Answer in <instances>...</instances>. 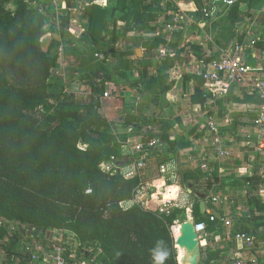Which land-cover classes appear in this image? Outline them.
Returning <instances> with one entry per match:
<instances>
[{
  "label": "trees",
  "instance_id": "1",
  "mask_svg": "<svg viewBox=\"0 0 264 264\" xmlns=\"http://www.w3.org/2000/svg\"><path fill=\"white\" fill-rule=\"evenodd\" d=\"M37 1L0 0V247L7 242L10 245L21 242L17 233L11 236L9 228L25 225L30 231L37 228L73 232L81 251L92 264H154L152 250L159 240L164 241L169 252L165 264H178L181 254L175 246L173 228L185 210L173 208L159 213L141 204L124 209L122 204L135 199L143 179L140 176L126 178L120 171L102 169V164L121 154L120 142L125 137L116 134L118 127H132L137 136L160 137L164 145H171L168 141L170 125L151 117H138L136 105L117 89L110 67L89 71L91 63L82 72L75 68L71 73L81 72L79 82L85 83L92 94L84 100L74 93L64 94L66 87L61 88L56 96L55 114L47 117L46 122H40L38 111L46 102L45 93L57 66L58 52L74 40L68 37L71 13L64 12L58 29L55 17L51 18L54 13L51 14L50 6L34 5ZM96 1L82 0L84 10L80 20L86 21L87 26L75 41L82 49L77 61L88 60L95 50L102 51L107 59L114 49L109 48V44L125 39L127 47L134 49L133 55L136 49H143L140 63L148 66L157 48L167 43L160 20L170 5L165 9L162 0H111L114 13L120 15L118 21L125 24L119 27L108 18L107 7ZM190 1L195 4L196 12L192 14L197 26L204 20L207 27L213 28L215 21L205 19L201 11L202 1ZM260 1L263 0H239L230 7L226 31L219 37L225 42L224 47L234 41V29L242 21L240 17L253 16L252 10ZM9 4L14 7L8 8ZM67 6L76 8L78 4L67 0ZM257 22L264 26V14ZM155 31L161 35H146ZM129 32L134 33V37H129ZM47 36L57 43V48L50 52L43 49ZM175 36H182V32ZM237 41L241 43L243 36H238ZM172 47L175 54L159 65L155 75L130 82V87L146 92H167L174 83L167 71L178 64L176 56L185 48L178 40ZM252 47L264 52V39L260 38ZM194 54L200 61H209L199 50ZM123 61L120 62L125 63ZM6 74L32 84L25 86L22 81L24 86L11 84ZM190 78L197 86L204 85L202 78L193 75ZM107 89H110V98L104 97ZM148 126H154L155 131L149 132ZM152 152L154 155L172 152L174 158L179 159L177 149L157 148ZM168 160L163 158L159 165ZM180 175L184 187L191 186L206 195L218 190L222 182L217 172L207 178L200 169L181 168ZM260 183L262 179L254 174L229 184L247 187L250 210L257 214L264 212V203L257 196ZM200 205L199 200L194 205L195 220L205 223L207 231H212L216 222H212L206 212L202 213ZM249 230L237 227L233 235L247 234ZM257 230L255 226L256 234ZM257 241L259 239L255 240L256 246ZM208 243V239L201 241L203 255L207 256L201 264H213L217 260ZM87 247L92 250L87 251Z\"/></svg>",
  "mask_w": 264,
  "mask_h": 264
},
{
  "label": "crops",
  "instance_id": "2",
  "mask_svg": "<svg viewBox=\"0 0 264 264\" xmlns=\"http://www.w3.org/2000/svg\"><path fill=\"white\" fill-rule=\"evenodd\" d=\"M41 1L44 5V1ZM201 1L203 8L210 6L214 2V0ZM217 1L219 2L220 0ZM177 2L186 11H191L195 8V4L190 0H177ZM262 3H264V0ZM261 5V2H258L254 6L252 10L253 16L251 17L253 20L252 26L256 24L259 29L258 35H254L250 30L251 28L244 30L237 25L234 29V41H230L229 45L225 47V42L219 37L226 31V27L224 26L221 29L218 26V22L223 16L224 9L229 10L230 8H225L222 5L219 6V12L213 18V21L216 23L213 28L207 27L204 20V24L200 23L198 26L197 24L185 26L183 31H179L182 32L183 38L180 41V45L185 48L179 56H176L178 64L170 71H167L173 79L178 81L176 83L174 81L175 84L173 83L170 90H167L170 93L154 92L152 106H149V109L137 106L136 114L138 117H151L162 120L170 125L171 130L169 131L168 141L171 145H164L160 149L162 151H166L167 148L171 150L177 149L178 154L176 156H179V159L177 157V159L174 158L172 152H162V154L158 155H154L152 152L148 156L146 168L138 172L136 170V158L132 156L131 149L140 141L141 137L136 135V130L132 127H118L116 131L118 136L122 135L125 138L120 142L121 154L116 158L114 163L115 170L120 171L124 175L134 173L133 177L137 176L138 173L143 179V186L139 192L144 197L140 199L139 196H136L133 201L124 202L122 204L124 209H129L136 204H141L145 209L152 211H159L164 207L168 210L180 208L184 209L185 212L179 216L177 224L185 222L187 212L193 211L194 205L199 198L195 194L188 193L183 188L184 186L180 182L181 168L190 170L200 169L207 178H209L208 172L202 169L204 164L209 166L211 175L217 172L222 182L218 190L212 191L213 193L207 195V197L211 195L219 197L221 202L209 206L206 204V209L202 213L213 214L217 219L224 216L231 222V226H226L224 223L217 221L213 230L207 231L206 239L209 240L208 245L213 250L214 257L217 259L213 264H235L233 260L235 254H239L243 259V263L245 260V264H264V220L257 218L258 215L264 218V212L257 214L250 210L247 187H232L229 185L232 180H240L241 178L252 177L254 174H257L263 181V183H260L257 196L264 203V153H260L257 150L259 134L256 119L259 111V100L257 96L251 93L249 88L240 84L232 85L227 94H223L218 88H208L206 84L202 87L197 86L194 79L188 76L191 75L189 65L192 61H200L194 54L195 50H199L206 59L213 60L219 59L223 50L238 43V36H243V41L249 35L264 39V26H261L257 22L258 18L262 15L259 12ZM70 24V32L73 29L75 30L76 27L74 25H78L79 28L87 26V22L81 21L78 14L72 17V23ZM214 28H217L218 31L214 35L215 38L214 36L212 38L211 35ZM73 35L75 34L73 33ZM162 35H164L169 44L171 41L175 43L178 40L173 35L171 37L165 36V33H162ZM76 39L79 38L77 37ZM71 40L73 39L71 38ZM75 45L78 46L75 42L74 44H68V47L74 49L76 48ZM63 50L64 45L61 47L60 52H58V59L60 58L58 63L61 61V66L60 68L57 66L55 70H60L58 72L60 74L57 73L56 75L62 78L66 84L68 80L67 73L72 58L71 56H65ZM141 51L143 54L142 58L134 59L132 55L127 56L123 61L125 63L118 62V68H114L115 71H118L121 75L125 72V69L129 70L132 66L135 67L133 62L136 61L138 67L133 77H130L129 80H145L146 77H150V74H146L150 68H146L144 64L140 63V60L144 56L143 49ZM244 59L253 68L262 69L259 75H262L264 78V52L257 51L251 47L245 54ZM85 67L84 69H87L88 66ZM77 68H79V65ZM176 75L177 77H174ZM253 76L255 77L256 75ZM121 79V76L114 75L118 90L125 88L119 85ZM77 90L86 92L89 89L84 90L81 85H78ZM64 92L65 94L73 93V91H69L68 89H65ZM179 96H183L186 102H181L182 100H180ZM129 97L127 99L131 103L136 102L137 104V101H141L140 97L134 98L132 95ZM210 120L215 121L218 126L223 146L232 153L231 158L216 159L212 135L206 126ZM165 157L169 159L163 163L167 166L169 172V175L166 177L162 176L159 171L162 165H159V162ZM146 189L150 190L151 193L142 192ZM198 192L204 194L201 191ZM254 225L258 227V234L255 233L256 230L253 231ZM237 227L249 228L248 233L254 236L251 237L255 240L259 239L257 246L249 249L241 243L234 241L233 234L237 230Z\"/></svg>",
  "mask_w": 264,
  "mask_h": 264
},
{
  "label": "built area",
  "instance_id": "3",
  "mask_svg": "<svg viewBox=\"0 0 264 264\" xmlns=\"http://www.w3.org/2000/svg\"><path fill=\"white\" fill-rule=\"evenodd\" d=\"M44 1V0H43ZM46 1V0H45ZM55 1V11L58 12L56 16V24L59 29L60 27V17L61 14L58 9L59 0ZM64 2L65 0H61ZM163 8H167V5H170V8L166 14L162 17L161 23L164 25V33L175 34L176 32L183 31L184 27L189 24H197V20L192 13L196 12V9L193 8L191 11L184 10L177 2V0H162ZM239 0H214L210 6L203 8L201 11L204 14L205 18H211L213 20L214 15L219 11L220 4L225 8L232 7ZM60 3V2H59ZM97 4H102L108 6V0H97ZM219 5H218V4ZM78 7L76 8H63V11L71 13V16L75 17L77 14L81 15V12L84 10L83 2L77 3ZM168 16L170 19L166 20ZM147 36H159L160 32L155 31ZM249 40V41H248ZM260 40L255 36H247L246 39L241 43H235L231 45L230 48L225 49L221 52L219 59H213L209 61H192L189 65L190 74L193 76H198L202 78L204 84L208 88L220 89L223 94H227L229 88L232 85L240 84L244 85L251 91L252 94L257 96L259 100V111L257 114V127H258V142L257 150L260 153H264V78L262 75H259L262 72V69H255L249 65L245 59V54L251 49L253 43ZM169 44V42H168ZM167 44V45H168ZM172 51L169 46L163 47V49L156 54L155 61L157 63L164 62L169 56H171ZM95 57L100 61L106 60L105 55L96 54ZM256 73V74H255ZM253 75H256L255 77ZM120 92L125 93L124 89H121ZM92 94L91 90H87L80 95L84 100ZM206 95V94H205ZM105 98H110V92L106 91L104 94ZM207 128L212 135L213 145L215 147L216 159H229L232 157V153L223 146L222 138L219 134L218 126L215 121L210 120L207 123ZM147 130L149 132L155 131L154 126H148ZM164 144L160 137H141L140 141L137 142L131 149V154L136 158V170L138 172L143 171L147 166L148 156L152 153L153 150L163 147ZM116 157H112L111 160L107 163L102 164V169L105 172H116L114 168V163ZM202 169L207 171L209 177L212 176L210 173V168L207 164L202 166ZM160 173L162 176L169 175L168 168L166 165L162 164L160 166ZM134 173L125 175L126 178H132ZM137 176L140 174L137 173ZM140 192L137 193V196L144 197L140 195ZM221 199L219 197L210 196L208 197L206 204L214 205L219 204ZM168 211L167 208H161L159 213ZM210 220L212 222L220 221L226 226H231V222L224 216L216 218L213 214H210ZM22 226V225H21ZM20 226V227H21ZM18 227V226H17ZM16 228V227H13ZM48 231V230H47ZM30 231V233H32ZM44 232V231H42ZM196 232L198 234L199 240H205L207 238V226L205 223L196 222ZM26 233V232H25ZM27 234V233H26ZM21 242L26 241V245H23V253L19 254L17 257L8 258V260H0V264H92L87 263L81 257L86 258V254L83 253L80 249V243L77 240L76 235L73 232L67 230H55L50 233H43V236L30 234L29 237L24 238L22 232L19 234ZM234 241L241 243L246 248L253 249L255 244V239L246 233H236L234 235ZM16 259V260H15ZM87 260V258H86ZM235 264H244L243 259L239 254H235L233 257ZM178 264L180 263V257H178Z\"/></svg>",
  "mask_w": 264,
  "mask_h": 264
},
{
  "label": "rangeland",
  "instance_id": "4",
  "mask_svg": "<svg viewBox=\"0 0 264 264\" xmlns=\"http://www.w3.org/2000/svg\"><path fill=\"white\" fill-rule=\"evenodd\" d=\"M73 1V4H76V3H79L80 1L82 2V0H72ZM109 1V3H110V5L109 6H107L106 5V7H107V9L109 10L108 11V18L110 19V20H112L114 23H116V26H119V27H125V24L124 23H122V22H119L118 21V18H119V16L120 15H118V13H114V11H113V6L111 5L112 4V1L111 0H108ZM56 2H58V9H59V11H60V13L59 14H61V17L60 18H62L65 14H64V12L65 11H63L62 12V10H63V8H68V6H67V0H65L64 2H62L61 0H59V1H56ZM60 2V3H59ZM261 2V6H260V8H259V12L261 13V14H264V3H262V1H260ZM44 4H46V5H48V6H50L49 7V10L51 11V14L52 13H54V15H52L51 16V18L52 17H55L54 19H55V22H56V16H57V14H58V12L57 11H55V1L54 0H44ZM34 5H37V6H42L43 5V3H42V1L41 0H38ZM8 8H10V9H12L13 7H14V5H8L7 6ZM243 7V6H242ZM245 7V6H244ZM246 10V9H245ZM228 11L229 10H225L224 9V13H223V16L220 18V21L218 22L219 24H218V26H220V28L222 29V28H224V26H225V24H226V20H227V15H228ZM258 11V10H257ZM252 17V16H251ZM251 17L250 16H248V15H244V16H241L240 18H241V22H239V26L238 27H242L244 30L246 29V30H248L249 28H251L250 30L254 33V35H258V33H259V29H258V27L256 26V24L254 25V26H252V23H253V20L251 19ZM71 18H72V16H71ZM71 23H72V19H71ZM71 25V24H70ZM74 27H76L75 28V30L73 29V31L72 32H70V34H69V38L71 39H73L74 40V42L73 43H71V44H74L75 43V41L76 40H78V39H76L77 37L78 38H80L81 37V35L83 34V32H84V30H85V27L84 28H79L78 27V25H74ZM48 29H51V28H49V26L47 27ZM218 28V27H217ZM217 28H214L213 29V32H212V38H213V36L217 33V31H218V29ZM119 29V28H118ZM210 32V31H209ZM73 33L75 34V35H73ZM51 34H53V33H51ZM128 35H129V37H134V33H132V32H129L128 33ZM165 36H172V34H170V33H166L165 32ZM175 35H173V37H174ZM68 37H66V40H67V38ZM172 37V38H173ZM214 38H215V36H214ZM176 39H178V41H181L183 38H182V36H180V37H177ZM72 42V41H71ZM107 42H109V40H107ZM177 42V41H176ZM209 42V41H208ZM168 42L166 43V45H160L158 48H157V51L155 52V56H156V54L157 53H159L162 49H163V47H165V46H169V48H170V50L172 51V53H171V55L173 54H175V50L173 49V47H172V45L174 44V42L173 41H171V43L170 44H168ZM110 46H109V48H114L113 49V51H110L109 52V54H108V57H107V59H106V61L104 60V61H100L99 59H97L96 57H95V55L96 54H102V55H104L103 54V52L102 51H99V50H95V51H93V52H91L90 53V55L87 57L88 58V60H84V61H82L81 63L80 62H78L77 61V57H78V55H80L81 53H82V49L81 48H78V46H76L75 45V47L76 48H74V49H72V48H69V47H65L64 48V50H63V52H64V55L65 56H71V58H72V62H71V65H70V68H69V72L70 73H67V78H68V80H67V83H66V89H68L69 91H73V93L77 96V95H83V93L85 92V91H82V92H80L79 90H77V87H78V85H81L82 86V89H88V87H87V85L85 84V83H83V82H79V79L78 78H80V75L82 74L81 72L83 71V67H85V66H88L89 65V63H91L90 64V70L89 71H94V70H96V69H98V68H101V67H110L109 69L111 70V71H113L114 72V75L116 74V75H119V76H121L122 77V79H121V84L119 83V85L120 86H123V87H125V88H122V89H124V91H125V94H123L124 95V97H126V98H130L129 96L130 95H132V96H134V98H137V97H140L141 98V101H137V104H136V102H134L135 104H136V107L138 106L139 108H143V107H145V108H150L151 106H152V100H153V94H154V92H146V91H142L141 89H133V88H131L130 87V85H129V83L130 82H134V81H130L129 80V78L130 77H133V75L135 74V70L137 69V67H138V64H137V62L136 61H134L133 63H134V65H135V67L134 66H132V68L131 69H129V70H127V69H125V72H123V74H121L120 75V73H118V71H115V69L116 68H118L117 66H118V62H120V61H122V60H124V59H126V57L130 54V56H131V54L133 53V51H134V49H133V51H132V49H129V47H127V45H126V40L125 39H121L120 41H118V42H112V43H110L109 44ZM57 46V43H56V41H55V39L54 38H52V37H49V36H47L46 37V39L45 40H43V49L45 50V51H47V52H50V51H53L55 48H57L56 47ZM61 50V49H60ZM112 52H114L115 53V55L113 56V54H112ZM132 56H134V59H137L138 57L134 54H132ZM66 57V58H67ZM94 57V58H93ZM60 59V58H59ZM58 59V60H59ZM66 60H68V59H66ZM59 62V61H58ZM57 62V66L60 68V66H61V61H60V63H58ZM88 62V63H87ZM161 63H157L156 61H155V57L153 58V59H151L150 61H149V65L148 66H146V68H150V69H148L149 71H148V73H146V74H150V76H152V75H155L156 73H157V71H158V67H159V65H160ZM78 65H79V68L80 67H82V68H80V73L77 75H73L71 72H73V70L75 69V68H77L78 67ZM56 66V67H57ZM78 68V69H79ZM115 68V69H114ZM125 68V67H124ZM72 70V71H71ZM121 70V69H120ZM127 70V71H126ZM2 71V66H0V72ZM63 71V70H62ZM61 71V72H62ZM54 74H53V78L48 82L49 83V87L47 88V90H46V93H45V95H46V102H45V104H43L42 106H41V108H39V111H38V119L40 120V122H42V123H44V122H46L47 121V117H49V116H52V115H54L55 114V107L57 106V102H58V100H57V98H56V96L58 95V94H60L61 93V88H64L65 89V85L63 84V82L64 81H62V80H60L61 78L60 77H58L56 74L58 73V72H60V70L59 69H57V70H55L54 69ZM127 72V73H126ZM58 74H60V73H58ZM62 74V73H61ZM126 75V76H125ZM129 77H128V76ZM171 76V75H170ZM188 76H190V75H188ZM174 77H177V75L176 76H174ZM5 78L11 83V84H14V85H22V86H24V84L23 83H25V86H30L29 84H32V83H28V82H24V80H21L23 83H21V81H19L16 77H14L13 76V74H6L5 75ZM142 78V77H141ZM123 80V81H122ZM170 80H173V81H175V83L178 81V80H176V79H173V77L171 76L170 77ZM138 81V80H137ZM66 82V81H65ZM174 83V84H175ZM64 86V87H63ZM74 87V88H73ZM172 87V86H171ZM170 90V89H169ZM107 91H109L110 92V89H107ZM77 92V93H76ZM167 93H170L169 91L167 92ZM64 94H65V92H64ZM172 95V94H171ZM174 95V94H173ZM178 96V95H177ZM180 97V96H179ZM84 98V97H83ZM136 100V99H135ZM180 100H182L181 102H186V101H184L185 99L183 98V96H181L180 97ZM139 103V104H138ZM145 105H147V106H145ZM150 106V107H149ZM52 118V117H51ZM159 184V183H158ZM143 193H151V191L150 190H148V189H146V190H143L142 191ZM141 193V192H140ZM139 193V194H140ZM257 218H259L260 220H264V218L262 217V216H260V215H258L257 216ZM178 224H180V223H178ZM177 224V225H178ZM42 231H44V232H42ZM53 231H55V230H50V231H47V230H40V229H33V232L32 233H30V229H29V227H27V226H25V225H22L21 227L20 226H18V227H16V228H9V232H10V234H11V236H13V233H17L18 235L22 232V235H23V237L24 238H27V237H29L30 236V234H33V235H38V234H40V235H42L43 236V233H50V232H53ZM27 234H26V233ZM248 235H250V236H253L251 233H248ZM254 237V236H253ZM5 246H1L0 247V260H8V258H12V257H17L19 254H21V252L23 253V245H26V241H23V242H19V243H15L14 245H10V243H5L4 244ZM9 250H11V252H9ZM87 251H90V250H92V248H90V247H87V249H86ZM178 250V249H177ZM180 254H181V250H180ZM179 255V254H178ZM81 257L83 258V260L85 261V262H87V263H90L91 261H90V259H87L86 260V258L84 257V256H82L81 255ZM180 257H181V255H180ZM16 260V259H15ZM244 264H245V260H244Z\"/></svg>",
  "mask_w": 264,
  "mask_h": 264
},
{
  "label": "water",
  "instance_id": "5",
  "mask_svg": "<svg viewBox=\"0 0 264 264\" xmlns=\"http://www.w3.org/2000/svg\"><path fill=\"white\" fill-rule=\"evenodd\" d=\"M136 55L138 58H142L141 49H136ZM182 182V178L180 179ZM190 194H195L201 201L202 212L206 209V201L208 199L206 194H201L194 190L193 187H183ZM178 229L179 235L175 236V246L183 252V258H180L181 264H201L204 260H207V256L203 255L202 244L199 240L196 232V220L192 210L186 214L185 222L176 225L173 228L174 231Z\"/></svg>",
  "mask_w": 264,
  "mask_h": 264
},
{
  "label": "clouds",
  "instance_id": "6",
  "mask_svg": "<svg viewBox=\"0 0 264 264\" xmlns=\"http://www.w3.org/2000/svg\"><path fill=\"white\" fill-rule=\"evenodd\" d=\"M152 256L154 264H165V261L169 256V252L165 247L164 241H157L156 247L152 250Z\"/></svg>",
  "mask_w": 264,
  "mask_h": 264
},
{
  "label": "bare ground",
  "instance_id": "7",
  "mask_svg": "<svg viewBox=\"0 0 264 264\" xmlns=\"http://www.w3.org/2000/svg\"><path fill=\"white\" fill-rule=\"evenodd\" d=\"M174 234H175V236H178L179 235L178 229H176L174 231ZM178 254H179V251H178ZM179 257H180V255H179ZM180 258H183V252L182 251H181V257Z\"/></svg>",
  "mask_w": 264,
  "mask_h": 264
}]
</instances>
